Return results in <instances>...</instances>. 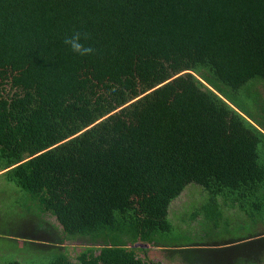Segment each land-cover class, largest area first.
<instances>
[{"label":"trees","instance_id":"16d2710c","mask_svg":"<svg viewBox=\"0 0 264 264\" xmlns=\"http://www.w3.org/2000/svg\"><path fill=\"white\" fill-rule=\"evenodd\" d=\"M0 176L40 264H264V0H0Z\"/></svg>","mask_w":264,"mask_h":264},{"label":"rangeland","instance_id":"374dc122","mask_svg":"<svg viewBox=\"0 0 264 264\" xmlns=\"http://www.w3.org/2000/svg\"><path fill=\"white\" fill-rule=\"evenodd\" d=\"M206 194L203 189L196 184H189L185 187V189L175 197L170 205H169V217L172 222L181 228H186L187 225L185 223H181L179 217L187 216L189 213L191 214L193 211V206L197 203L201 202L205 198ZM31 195H29L24 190H21L18 186H16L12 181L3 179L0 176V253L6 250V256H13L15 253H21V261L29 264H40V262H47L51 257V252L42 253L32 252L27 250L26 247H23L21 243L19 245L15 241H9L8 239L3 238V231L5 232L6 224H14L20 218H25V216L29 215L30 211H27V208L32 204ZM34 207V206H33ZM233 210H229L231 214ZM11 222L4 224L5 221ZM188 220V219H187ZM199 217L195 219L188 220L189 222V231L195 232L198 225ZM178 229L174 230L173 234L176 235ZM80 242L74 241L69 244V249L72 255L74 254V250H78ZM20 247V248H17ZM74 248V249H73ZM150 248V246H149ZM159 246H151L150 251H148V256L157 257V259H161L163 264H184L181 263L179 259L168 260L162 258L163 253L158 249Z\"/></svg>","mask_w":264,"mask_h":264},{"label":"clouds","instance_id":"9594fccd","mask_svg":"<svg viewBox=\"0 0 264 264\" xmlns=\"http://www.w3.org/2000/svg\"><path fill=\"white\" fill-rule=\"evenodd\" d=\"M77 55L83 56L91 52V47L82 42L80 34L76 33L65 41Z\"/></svg>","mask_w":264,"mask_h":264},{"label":"water","instance_id":"95a60500","mask_svg":"<svg viewBox=\"0 0 264 264\" xmlns=\"http://www.w3.org/2000/svg\"><path fill=\"white\" fill-rule=\"evenodd\" d=\"M133 246L149 247V246H151V245L148 244V243L136 242V243L133 244Z\"/></svg>","mask_w":264,"mask_h":264},{"label":"flooded vegetation","instance_id":"af4514ba","mask_svg":"<svg viewBox=\"0 0 264 264\" xmlns=\"http://www.w3.org/2000/svg\"><path fill=\"white\" fill-rule=\"evenodd\" d=\"M150 251V250H149ZM148 253V252H147ZM154 258H156L157 259V257L155 256Z\"/></svg>","mask_w":264,"mask_h":264}]
</instances>
